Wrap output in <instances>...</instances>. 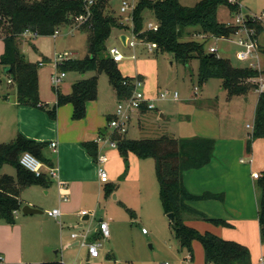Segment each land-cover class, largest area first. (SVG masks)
Returning a JSON list of instances; mask_svg holds the SVG:
<instances>
[{"label":"trees","instance_id":"obj_1","mask_svg":"<svg viewBox=\"0 0 264 264\" xmlns=\"http://www.w3.org/2000/svg\"><path fill=\"white\" fill-rule=\"evenodd\" d=\"M112 0H96L90 7L88 20L77 24L73 29L86 30L90 33L89 56L82 60H68L59 64L63 72L75 71L85 74L96 71L102 65L109 73L117 99L123 100L131 96V84L137 77L124 76L118 63L111 58L107 42L114 29L126 33L123 26L110 14ZM86 0H0V29L4 32V52L0 57L3 68H11L7 74L16 85L17 100L20 105L38 108L48 114L50 119H57L58 108L67 104L74 107L73 119L86 117L87 104L98 97V84L95 78L82 79L73 85L70 95L57 90V103L53 107L43 105L40 99L38 68L40 64L27 62L22 52V35L30 31L39 36H51L59 30L63 23L88 14ZM229 8L232 15L237 6L230 5L227 0H201L194 7H184L178 0H138L134 13L135 32L140 38L157 43L156 54L170 53L176 62L187 63L189 60L199 61V83L210 79H220L224 88L234 95H247L257 86L251 82L259 76L257 70L247 66H235L229 59L206 52V42L211 38L226 39L235 33L230 24L218 19L220 6ZM150 11L159 24L158 32L144 29L145 12ZM258 35L261 25H253ZM197 31L201 37L188 39L187 31ZM109 55V56H108ZM264 74V71L262 72ZM147 107H143V111ZM252 139H264V93L259 94L255 110V124ZM118 142V150L128 167L131 153L140 159L154 158L161 187V203L165 213H173L175 224H171L176 232L180 250H186L194 260V243L200 242L205 264H252L250 249L239 242L226 240L212 232L202 233L187 224L186 215L214 224L218 227L231 228L225 220L214 219L190 206L198 201H225V194L206 192L194 195L185 186L186 172L200 170L208 166L214 159L217 141L209 138L177 139L168 135L158 138L128 139L125 136L113 137ZM91 156L97 157V146L85 143ZM47 144L30 140L19 135L9 144H0V169L7 164L16 168L17 176H0V219L7 224L16 223V214L24 204L22 192L32 186H47L50 181L46 176L36 177L20 164L23 153L30 152L43 163L50 161L44 156ZM247 152H251L252 140L247 141ZM261 192L258 220L260 240L264 245V172L257 179ZM47 264H61L52 262Z\"/></svg>","mask_w":264,"mask_h":264},{"label":"rangeland","instance_id":"obj_2","mask_svg":"<svg viewBox=\"0 0 264 264\" xmlns=\"http://www.w3.org/2000/svg\"><path fill=\"white\" fill-rule=\"evenodd\" d=\"M178 1L184 7H194L201 0ZM123 2L131 4L133 0H112L110 14L121 25L126 26L125 19L130 14L121 13ZM239 3L243 14L252 18L260 17L264 12V0H240ZM230 18L229 8L225 5L220 6L219 21H229ZM145 20L156 22L155 16L150 11L145 12ZM77 24L79 23L75 19H71L68 23L61 25L59 34L39 37L23 36L22 52L27 62L46 63L45 66L38 68L40 99L45 106L56 105L58 89L63 93L71 92L72 85L77 80L95 78L98 84V97L88 105L87 111L94 120L99 116L106 117L107 120V116L115 114L120 101L117 100L109 73L102 65H99L96 71L85 74L67 71L66 78L60 86H55L52 82V75L59 70L53 64L57 54H68L70 60H82L89 56L90 33L86 30L73 29ZM187 33L188 39L200 37L194 30H189ZM3 38L4 32L0 29V57L4 50ZM235 39L236 37H232L231 41L211 37L206 42V52L209 53L210 47H216L217 56L229 59L235 66H247L248 62H240L236 57L238 47L233 42ZM107 48H118L126 57L124 61L118 63V68L124 76L137 77L138 71L143 70L145 74L142 75L141 91L155 105V109L149 110L145 116L141 117V125L138 117L141 112L133 114L129 134H127L129 139L156 138L160 136L159 134L177 139H214L217 141L215 156L220 164L245 176L251 174V169L249 165L242 164L241 159L244 158L246 161L250 159L246 145L251 139L252 145L257 149L254 151L255 171L260 174L264 172V139H252L253 131L248 128L255 124V110L259 100L256 89L253 88L247 95L231 96L220 79H210L200 84L197 59L189 60L187 63L176 62L170 53H151L143 46L125 47L119 40V31L116 29L113 30L107 42ZM133 56L135 58H132ZM11 80V76L4 73L3 66L0 64V144L12 143L18 137L17 124L12 114L15 111L13 105L17 102V89L16 85L10 82ZM166 92L171 95L161 98L160 95ZM174 93H178V99L172 98ZM71 108L72 106L66 105L59 110L61 109L62 113ZM144 160L148 165L143 169V181L123 183V194L129 205L126 212L130 217L133 215L135 218L128 228L129 236H112L116 251L107 250V242L103 241L101 254L107 251V256L109 255L111 259L110 264H165L166 262L204 264L205 257L200 242L194 243V260H191L186 250H180L175 229L170 224L163 206V217L155 218L154 198L153 200L150 198L151 195L155 196L157 202L161 203V187L155 159ZM0 175L16 178L17 171L13 165L7 164L0 169ZM251 189L253 190L252 186ZM116 196L114 194L113 202H116ZM46 207L47 205L44 209ZM101 207L105 210L104 203ZM113 215L118 219L123 217L120 212ZM193 226L202 233L207 229H215L214 226H208L206 223H194ZM11 228L10 236L13 232ZM86 228L88 227L79 230L80 233L85 234ZM143 229L149 232L150 236L143 235ZM259 229L255 235L248 236V241L241 236H234L233 231L221 237L236 239L233 240L236 242L246 241L251 250L252 264H260L259 257L261 251L264 252V245L260 240ZM1 247L3 245L0 243ZM124 252L130 253L127 254L129 258L116 262L114 255L120 259ZM25 262L34 264L36 260L25 247H18L10 264H25Z\"/></svg>","mask_w":264,"mask_h":264},{"label":"crops","instance_id":"obj_3","mask_svg":"<svg viewBox=\"0 0 264 264\" xmlns=\"http://www.w3.org/2000/svg\"><path fill=\"white\" fill-rule=\"evenodd\" d=\"M229 15L231 16L229 21L220 22L230 24L233 16L230 10ZM261 27L263 30L259 35L260 62L264 70V27ZM122 34L126 33H119V36ZM41 63L44 62L39 64ZM45 65L46 63L40 66ZM143 74L145 73L141 70L138 71L136 76L140 75L142 77ZM80 80L82 79L77 80L75 83ZM73 85L71 90H73ZM71 93L72 91H67L63 94L70 95ZM148 100L151 102L150 99ZM41 102L43 103L42 100ZM91 102L87 104V108ZM67 105L72 106V108L61 113L59 107L56 120L50 119L46 112L38 108L20 105L18 100L13 105L15 111L12 114H14L13 117L17 124L18 136L23 135L30 140L47 144L43 151L44 156L50 161L48 166L58 170L59 178L46 176L50 181L47 186L28 187L21 194L24 206L30 205L39 208L44 210V214L24 215L21 210L16 214L14 225L7 224L0 219V243L3 245L0 248V258H2L0 264L12 263L18 247H25L34 256L36 260L34 264L52 262L61 264H110L111 259L109 255L107 256V251L104 254L100 252L98 258L90 256L87 247L81 244L85 234H81L79 230H84L87 226L86 229L89 230L88 241L101 243L100 250L102 242L106 241L107 250L116 251L112 236H129L128 228L133 224L135 218H133V215L130 217L126 212L129 205L123 194V183L143 181V169L148 164L144 162V159H140L131 153L128 157L129 164L127 167L118 148L114 149L106 146L101 149L96 144L99 136L110 134L108 122L114 114L107 116V120L106 117L100 116L94 120L87 111L84 119L74 120V107L72 104ZM148 111L144 110L139 114L140 125L141 117L145 116ZM127 134H129V131ZM159 135L158 137L163 136L162 134ZM125 137L128 138V135ZM52 143H57V147L53 148ZM85 143L96 144L97 155L102 152L107 156L108 160L102 167L108 172V182L102 183L100 181V166L96 158L88 152ZM254 151H257V149L252 145L251 152H248L250 159L248 161L244 158L241 159L242 164L250 166V175L239 174L230 170L227 166L225 167L224 164L221 165L215 154L213 161L208 166L185 173L184 182L190 193L194 195H202L206 192L225 194L224 202L215 200L198 201L191 203L190 206L211 218L225 220L232 227H218L186 215L185 220L188 225L194 227V223H206L208 226H214L215 229H207L205 232L209 231L221 237L233 231L234 236L246 238V241H248V236L258 233L261 192L257 180L252 176L256 172ZM251 159H253V162L247 163ZM242 160H245V162H242ZM114 194L117 195L116 202L112 201ZM150 199L153 200L155 205V218L161 219L163 217L162 203L157 202L155 196L151 195ZM102 203H104L105 210L101 207ZM46 205L47 207L44 209ZM54 209H59L61 212V215L57 218L50 217L47 214V212ZM84 210L93 214L90 217L82 216L80 212ZM117 212L122 214L121 219L114 217L113 214ZM101 222L108 223L110 228L109 238L104 239L102 237L99 230ZM10 227L13 229L11 236L9 234ZM72 234H77L78 237L74 239ZM143 235L150 236V233H143ZM226 240L233 241L236 239L228 238ZM246 241L239 243L247 246ZM127 254L130 253L124 252L120 259L114 255V259L116 262L124 261L125 258H129ZM131 255L134 258V255ZM263 255L264 252L261 251V256ZM25 264L29 263L25 262Z\"/></svg>","mask_w":264,"mask_h":264},{"label":"built area","instance_id":"obj_4","mask_svg":"<svg viewBox=\"0 0 264 264\" xmlns=\"http://www.w3.org/2000/svg\"><path fill=\"white\" fill-rule=\"evenodd\" d=\"M96 0H86V7L88 14L81 15L77 17L75 20L77 23L82 24L88 20L89 16V10L92 5H94ZM227 2L232 6H237V11L232 16V21L230 25L234 27L235 33L230 36L229 39L232 41V37H236L235 45L238 47V51L236 53V57L238 61L240 62H248V66L253 69L257 70L260 74L258 77L251 79V82L257 86L256 91L261 94L264 93V74L262 73L264 70L261 67L260 62V43H259V35L256 30V28L253 25H261L264 27V12L260 17H250V20L247 19V15H244L242 12V6L240 5V0H227ZM138 0H133L131 4L127 2H123L121 6V13L130 15L125 19L126 22V35L128 36V44L127 46H130L132 48H137L138 46H143L147 48L149 52H155L157 49V43L155 42H149L142 38H140L139 34L135 32V26H134V13L137 8ZM144 29L149 32H158L159 30V24L158 22H147L145 20L144 23ZM59 34V30L55 33ZM37 37L35 34H33L30 31H26L22 37ZM209 52L212 54L218 53V50L216 47H210ZM109 54L116 63H121L125 60V56L119 51L118 48H111L109 49ZM219 57V56H218ZM132 58H135L133 56ZM70 60V57L68 54H57L55 56L54 65L57 69H59V64H63L64 62ZM40 65H44V63H41ZM66 78V73L63 71H59L52 75V82L55 86H60L64 79ZM12 82V81H10ZM133 87V91L130 97L120 100L119 105L117 106L116 112L114 116L109 120L108 127L110 128V134L108 135H101L97 138L96 144L100 146L101 149H103L106 146H109L111 148L117 149L118 148V142L113 139L115 135L117 136H126L129 131V126L131 119L133 117V114L136 112L143 111V107L146 106L147 110H153L155 109V105L152 102H149V100L146 98L145 93L141 91L143 88V80L140 78H136L133 83L131 84ZM168 95H171L169 92L162 93L160 95L161 98H166ZM178 93H174L172 95L173 99H178ZM249 129L252 131L254 130V126H248ZM51 146L53 148L57 147V143H52ZM102 151V150H101ZM97 163L100 166L99 167V176L100 181L102 183H106L109 181V175L108 172L105 170V168L102 167L103 164H105L108 160L107 156L99 152L96 157ZM242 162H245V160H242ZM253 159L249 161V163H252ZM20 164L22 167H24L27 171L33 173L36 175V177H42V176H49L50 178H59L58 170L53 167H49L47 164L43 163L40 159H38L36 156H34L30 152L23 153L20 158ZM254 179H259L261 177V174L258 172L253 173ZM64 186V185H63ZM48 216L57 218L61 215V212L59 209H54L52 211L47 212ZM80 214L82 216H91L93 213L89 211H81ZM99 230L102 234V237L104 239L110 237V228L107 222H101L99 226ZM143 233L147 234L148 232L143 229ZM88 234L89 230L86 231L83 241L81 242L82 246H86L88 249V252L92 258H98L100 256V246L101 243L99 242H89L88 241ZM72 237L76 239L78 237L77 234H72ZM2 260V258H0ZM260 264H264V255L260 257L259 259ZM165 264H170L169 262H166Z\"/></svg>","mask_w":264,"mask_h":264},{"label":"water","instance_id":"obj_5","mask_svg":"<svg viewBox=\"0 0 264 264\" xmlns=\"http://www.w3.org/2000/svg\"><path fill=\"white\" fill-rule=\"evenodd\" d=\"M246 17H247L248 20H250V16L249 15H247ZM119 40L121 41V43L125 47H127L128 36L126 34L120 35L119 36ZM9 71H11V68H4V73L7 74ZM246 101H248V100L246 99ZM22 212H23L24 215H36V214L42 215V214H44L43 210H41L39 208H36V207H33V206H30V205L24 206L23 209H22ZM167 217H168V219H169L171 224H175L176 217H175V215L173 213L168 214Z\"/></svg>","mask_w":264,"mask_h":264}]
</instances>
